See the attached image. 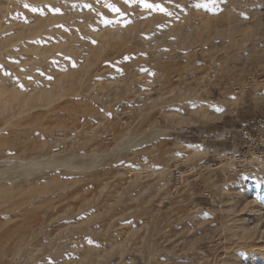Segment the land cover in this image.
<instances>
[{"label": "rangeland", "instance_id": "1", "mask_svg": "<svg viewBox=\"0 0 264 264\" xmlns=\"http://www.w3.org/2000/svg\"><path fill=\"white\" fill-rule=\"evenodd\" d=\"M0 264H264V0H0Z\"/></svg>", "mask_w": 264, "mask_h": 264}, {"label": "snow or ice", "instance_id": "2", "mask_svg": "<svg viewBox=\"0 0 264 264\" xmlns=\"http://www.w3.org/2000/svg\"><path fill=\"white\" fill-rule=\"evenodd\" d=\"M126 2H127V0H126ZM141 2H143V0H141ZM145 6H146V7H151V5H145ZM32 10H33V11H36V9H35V8H33ZM54 11H57V12H58V11H59V9H54ZM117 11H118V10H117Z\"/></svg>", "mask_w": 264, "mask_h": 264}, {"label": "bare ground", "instance_id": "3", "mask_svg": "<svg viewBox=\"0 0 264 264\" xmlns=\"http://www.w3.org/2000/svg\"><path fill=\"white\" fill-rule=\"evenodd\" d=\"M193 154H195V153H192V155H193ZM183 160H184V159H183ZM183 160H182V162H184Z\"/></svg>", "mask_w": 264, "mask_h": 264}]
</instances>
